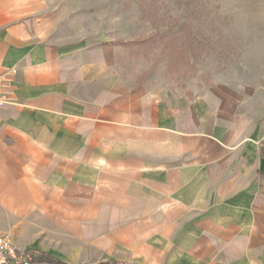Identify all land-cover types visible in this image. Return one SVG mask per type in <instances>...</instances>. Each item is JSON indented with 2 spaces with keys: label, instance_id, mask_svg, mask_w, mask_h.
I'll return each instance as SVG.
<instances>
[{
  "label": "crops",
  "instance_id": "0c3cea01",
  "mask_svg": "<svg viewBox=\"0 0 264 264\" xmlns=\"http://www.w3.org/2000/svg\"><path fill=\"white\" fill-rule=\"evenodd\" d=\"M63 20L51 0H0L15 100L0 107V231L30 249L16 237L27 216L106 195L122 219L97 222L120 228L90 236L97 264H264V110L250 86L147 90L115 72L110 45L60 37Z\"/></svg>",
  "mask_w": 264,
  "mask_h": 264
},
{
  "label": "rangeland",
  "instance_id": "374dc122",
  "mask_svg": "<svg viewBox=\"0 0 264 264\" xmlns=\"http://www.w3.org/2000/svg\"><path fill=\"white\" fill-rule=\"evenodd\" d=\"M51 2L64 16L59 36L113 47L115 72L124 81L161 91L242 82L250 86L251 109L264 110V0ZM65 197L67 202L74 198ZM82 197L81 206L67 205L65 211L51 207L42 215L27 216L23 233L16 237L30 249L21 250L42 248L69 264L103 260L94 249L100 243H91L90 236L119 230L104 225L116 215L121 220V213L106 209V199L113 200L106 195L98 196L97 203L90 202L88 194ZM100 220L104 225L98 224ZM78 237L81 244L73 241ZM75 245L81 246L79 254H74Z\"/></svg>",
  "mask_w": 264,
  "mask_h": 264
},
{
  "label": "built area",
  "instance_id": "2783aa9c",
  "mask_svg": "<svg viewBox=\"0 0 264 264\" xmlns=\"http://www.w3.org/2000/svg\"><path fill=\"white\" fill-rule=\"evenodd\" d=\"M13 90L8 74L0 75V107L14 104ZM259 147L264 148V134L258 139ZM30 252L21 250L0 232V264H32Z\"/></svg>",
  "mask_w": 264,
  "mask_h": 264
},
{
  "label": "trees",
  "instance_id": "16d2710c",
  "mask_svg": "<svg viewBox=\"0 0 264 264\" xmlns=\"http://www.w3.org/2000/svg\"><path fill=\"white\" fill-rule=\"evenodd\" d=\"M31 254V262L35 263V262H45V263H49V264H66L64 261L50 255L47 254L45 252H41V251H36V250H31L30 251ZM112 264H116V263H112Z\"/></svg>",
  "mask_w": 264,
  "mask_h": 264
}]
</instances>
